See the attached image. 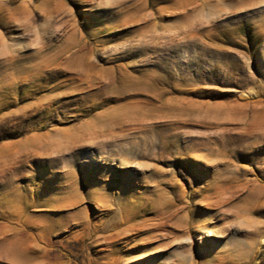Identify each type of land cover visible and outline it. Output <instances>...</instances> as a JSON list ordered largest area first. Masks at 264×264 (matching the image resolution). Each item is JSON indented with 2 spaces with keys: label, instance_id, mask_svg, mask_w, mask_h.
I'll list each match as a JSON object with an SVG mask.
<instances>
[{
  "label": "rangeland",
  "instance_id": "rangeland-1",
  "mask_svg": "<svg viewBox=\"0 0 264 264\" xmlns=\"http://www.w3.org/2000/svg\"><path fill=\"white\" fill-rule=\"evenodd\" d=\"M0 264H264V0H0Z\"/></svg>",
  "mask_w": 264,
  "mask_h": 264
}]
</instances>
